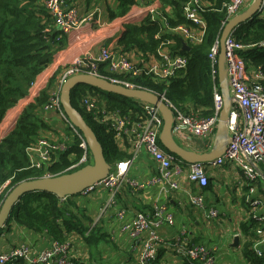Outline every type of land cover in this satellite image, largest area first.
Returning <instances> with one entry per match:
<instances>
[{
    "label": "built area",
    "instance_id": "2783aa9c",
    "mask_svg": "<svg viewBox=\"0 0 264 264\" xmlns=\"http://www.w3.org/2000/svg\"><path fill=\"white\" fill-rule=\"evenodd\" d=\"M155 1L152 0L153 3ZM252 2L253 0H231L226 5L227 21L229 22L240 15ZM43 6L52 16L56 30L63 35H70L79 30L87 21L81 20L77 7L68 6L66 0H43ZM184 10L186 19L190 21L192 28L188 26L170 28L166 24L167 30L179 34L189 44L200 45L207 31L206 22L202 16L205 11L204 3L202 0H189L184 6ZM96 15L101 23L99 11H94L89 16L94 17ZM259 15L264 17V0H261ZM156 38L161 40L160 35H157ZM167 45L169 42H161L157 48L158 65L140 67L139 64L133 63L124 56H117L106 44H102L98 56L94 57L90 54L86 57H77L58 76L56 91L53 92L48 104L42 109L45 112L55 110L63 119L65 118L68 125L66 126L72 134L80 138L81 143L79 145L83 149V154L79 160L74 161L65 172L74 171V169L82 166L85 167L92 162V156L84 138L78 129L70 124L64 109H62L60 96L64 83L76 75L94 74L125 88L148 90L138 86L131 79L151 76L156 83H163L186 69L188 58L172 53ZM253 46L264 47V41ZM253 46L240 43L234 33H231L225 40V65L227 66L230 95L233 99V108L227 122L230 144L227 152L221 158L209 163L215 167H222L227 161L237 162L246 181L252 185V191H254V185L260 176L257 166L264 163V71L261 67L257 70H250L241 54ZM220 52V40H217L211 47L208 56L213 80L219 73ZM101 65H105V70L109 76L102 75L99 70ZM129 77L130 79H128ZM151 91H154L164 104L174 111L173 134L179 144L188 149L192 146L191 141L194 139L208 143L214 141L219 118L224 108V98L217 86H215L213 93L214 114L207 118L200 116L195 108L185 111L175 106L167 98L166 91ZM138 102H140L139 112H135L136 109L133 108L124 112L120 108H107L106 102L95 92L80 97V108L97 125L106 127L107 133L113 134L117 146L129 154V158L119 161L115 164L116 166H113L106 179L94 184V187L85 190L82 194L89 195L98 187H102L108 189L113 195L125 183L135 186L139 190L160 185L165 192L170 193L181 188L182 178H185L189 184L199 190L207 188L210 182L205 169L206 164H188L165 151L159 144L164 127L159 108L142 101ZM66 151L67 147L64 144L52 141L48 137H41L27 150L30 167L41 170L48 169L53 164L55 156ZM141 151H144L157 164V173L146 181L129 180L128 174L131 164ZM246 159L251 162H247ZM9 183L7 181L0 184V209L4 199L13 190H10ZM189 201L194 207L205 210L202 193H190ZM259 204L260 202H257L256 206ZM217 215L218 212L215 209L208 212L209 218L217 217ZM119 216L123 217V214ZM174 222L173 215L169 214L164 206H155L152 211L138 212L132 223H126L122 226V233L127 235L130 241L139 243L138 264H156L159 248L164 243L158 237L157 229L164 225L171 226ZM258 233L264 236V221ZM67 239L68 237L63 242L52 239L51 246L44 250H36L31 244L24 241L8 250L1 251L0 264H19L20 261L27 264H93L88 259L76 257L71 253L72 239ZM254 250L258 257L264 258V253L258 245L254 247ZM176 252L182 259L188 260L191 264H217L212 249L202 244L183 242L176 247Z\"/></svg>",
    "mask_w": 264,
    "mask_h": 264
},
{
    "label": "trees",
    "instance_id": "16d2710c",
    "mask_svg": "<svg viewBox=\"0 0 264 264\" xmlns=\"http://www.w3.org/2000/svg\"><path fill=\"white\" fill-rule=\"evenodd\" d=\"M158 1L160 7L164 9L162 16L154 19L149 15L139 24L123 25L120 30L119 46L125 51L139 48L156 54L161 42L170 41L168 48L172 53L188 58L186 69L163 83H156L151 76H141L131 81L148 90L166 91L167 98L175 106L185 111L195 108L203 118L210 117L214 114V88L217 86L220 93L222 90L219 86V73L215 80L212 78L208 56L211 47L217 40H220L224 27L228 23L226 5L231 0H202L205 10L202 16L206 22L207 31L200 45L187 43L179 34L167 30L166 27L168 24L170 28L178 26L192 28V24L186 19L184 10L189 0ZM66 2L68 6H72L68 0ZM147 3H152V0H117L116 9H109L110 17L111 19L125 17L133 6ZM168 6L171 7L172 13L165 11V7ZM61 35L63 34L55 28L52 16L45 10L43 0H0V124L10 109L31 94L30 90L38 76L52 64L58 51L65 47L64 35L57 41ZM157 35L161 36V40L156 38ZM234 36L245 45L260 44L264 41V17L256 15L251 20L242 23ZM185 42L189 49H183ZM241 55L250 70H257L261 67L264 71V47L253 46ZM102 67L105 65L99 68L102 75L109 76L106 70H101ZM57 75L50 81L47 89L36 98L34 104L23 109L14 131L0 143V184L9 181L10 190L25 180L44 177L48 174L52 176L62 174L83 154V149L79 145L81 140L75 135L73 147L56 155L53 164L48 169L30 167L27 150L42 137L44 130L43 120L36 116V111L48 104L49 88L52 89L57 82ZM94 90L99 92L98 95L106 102L109 109L120 108L127 112L130 108H134L132 107L134 102L138 101L113 93H105L92 86L79 85L72 91L73 106L83 114L87 124L94 129L104 148L107 162L116 166L117 162L126 160L129 156L117 146L113 134L107 133L106 127L97 125L79 106L80 97L93 93ZM159 144L161 145L160 142ZM161 146L167 151L163 145ZM71 154H75L74 160ZM72 198L75 197H68L63 202L64 200H60L57 196L45 192L27 194L16 204L6 224L7 228L1 229L0 233L11 229L13 222L35 234L45 233L55 241L63 242L69 234L77 231L88 242H91L94 237L93 230L87 236L90 226L86 225L83 220H88L83 215L81 219L77 218L79 214L74 213L68 205ZM259 226L261 225L258 221L251 218L247 227H244L246 242L243 252L249 264H264V258L258 257L255 253L254 245L258 240L252 235V232L256 234ZM262 250L264 253V249ZM19 264L27 263L20 261ZM184 264L191 263L185 260Z\"/></svg>",
    "mask_w": 264,
    "mask_h": 264
},
{
    "label": "crops",
    "instance_id": "0c3cea01",
    "mask_svg": "<svg viewBox=\"0 0 264 264\" xmlns=\"http://www.w3.org/2000/svg\"><path fill=\"white\" fill-rule=\"evenodd\" d=\"M68 1L77 7L81 20L87 21L79 30L64 35L65 47L58 51L52 64L38 76L30 90L31 94L9 110L0 124V143L14 131L23 109L34 104L55 75L64 72L77 57H86L90 54L94 57L98 56L102 44H106L117 56H124L140 67L159 64L155 53L139 48L125 51L119 46L120 30L123 25L139 24L149 15L154 19L162 16L164 9L160 7L158 0L146 5L133 6L125 17L115 19H111L109 9H116L117 0ZM171 10V7H165L168 13H172ZM94 11L100 12L101 23L97 15L89 16ZM62 36H59L57 41ZM168 42L170 44V41ZM101 70L105 71V67ZM56 88L57 82L52 89L49 88V97ZM132 107L138 110L140 102H134ZM36 114L44 123L42 137L64 144L67 150L73 147L75 135L63 123L62 116L57 111L45 112L41 108V110L37 109ZM191 142L192 146L189 149L202 154L208 153L214 146V142L208 143L198 139ZM121 151L129 156L128 152ZM71 155L74 160L75 154ZM246 161L251 162L247 159ZM131 165L129 180L146 181L157 173V164L144 151L139 153ZM205 169L210 184L203 190L197 189L182 178L181 188L170 193L165 192L160 185L139 190L125 183L113 195L108 189L98 187L89 195L80 194L70 199L68 205L74 213L79 214L77 218L81 219L83 215L88 220H83L90 226L87 236L91 230L94 235L91 242H88L77 231L69 234L68 239H72L73 243L71 253L76 257L88 259L93 264H138L139 243L130 241L127 235L122 233V226L132 223L138 212H149L155 206H164L166 211L173 215L175 222L171 226L164 225L157 229V235L164 243L159 248L156 264H184L185 259L176 252V247L183 242L202 244L211 248L217 264H249L243 250L246 242L244 227H247L251 218L261 225L257 228V235L252 232L258 240L254 247L258 245L262 252L264 249V236L258 233L264 221V163L257 166L260 176L254 185V191L251 190L252 185L246 181L237 162L227 161L222 167L208 164ZM190 193L204 195L205 210H200L191 204ZM257 202L260 204L256 206ZM211 209L218 212L217 217L209 218L208 212ZM120 214H123V217H120ZM11 225V229L0 233V252L24 241L36 250L47 249L52 244V238L45 233L35 234L13 222ZM235 236L241 238L239 247L232 245Z\"/></svg>",
    "mask_w": 264,
    "mask_h": 264
},
{
    "label": "water",
    "instance_id": "95a60500",
    "mask_svg": "<svg viewBox=\"0 0 264 264\" xmlns=\"http://www.w3.org/2000/svg\"><path fill=\"white\" fill-rule=\"evenodd\" d=\"M261 0H254L246 10L240 15L230 20L224 27L220 38L221 52L219 55V86H221L224 98V108L221 112L218 127L214 138V146L208 153H198L191 149H186L179 144L173 134L175 121L174 111L164 104L161 98L151 90L125 88L119 84L94 74L76 75L68 79L61 88L60 101L62 109L72 126L82 132L87 147H89L92 163L80 168L72 173H63L55 176H44L32 180H25L18 183L15 188L7 195L0 209V230L5 228L9 221L16 204L19 200L30 193L45 192L57 196L60 200H66L68 197L82 194L85 190L94 187V184L106 179L113 168L110 165L104 153V148L98 140L93 128H91L84 119L83 114L76 109L71 100L72 91L79 85L94 87L105 93H113L126 99H134L158 107L163 118V130L160 135V143L164 148L185 163H203L208 165L210 162L221 158L228 150L230 144V133L228 129V119L233 108V99L230 95V86H228V72L225 65L226 47L225 40L231 34L235 33L242 23H245L260 13ZM184 50L189 49L185 42ZM79 131V130H78ZM233 246L239 247L241 238L234 237Z\"/></svg>",
    "mask_w": 264,
    "mask_h": 264
},
{
    "label": "rangeland",
    "instance_id": "374dc122",
    "mask_svg": "<svg viewBox=\"0 0 264 264\" xmlns=\"http://www.w3.org/2000/svg\"><path fill=\"white\" fill-rule=\"evenodd\" d=\"M254 1V0H253ZM253 3V2H252ZM247 8V7H246ZM246 8H245V10H246ZM94 92L96 93V94H99V92L98 91H95L94 90ZM123 102H124V100H122ZM135 112H139V110H135ZM62 118V117H61ZM62 120H63V123H65L66 125H67V123H66V119L64 118H62ZM68 126V125H67ZM78 129V128H77ZM79 130V132H80V134L82 135V132H81V130L80 129H78Z\"/></svg>",
    "mask_w": 264,
    "mask_h": 264
}]
</instances>
